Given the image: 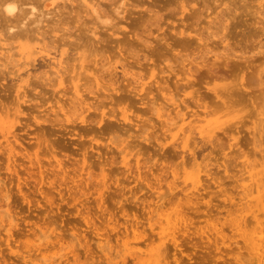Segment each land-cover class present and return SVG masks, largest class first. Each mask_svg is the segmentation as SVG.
Listing matches in <instances>:
<instances>
[{
  "label": "rangeland",
  "instance_id": "obj_1",
  "mask_svg": "<svg viewBox=\"0 0 264 264\" xmlns=\"http://www.w3.org/2000/svg\"><path fill=\"white\" fill-rule=\"evenodd\" d=\"M1 1L4 0H0V46H18L11 52L18 55V51L25 49L29 53V46L44 42L48 51L34 52L32 58L35 62L29 61H33V66L32 62L30 68L26 65L30 75L22 62L28 63L25 60L32 59V54L27 53L25 60L21 54L19 57L14 55L13 59L0 58V126L5 129L9 141L0 131V264H140V257L147 264H254L241 235L248 237L255 230L254 223L249 224V229L246 227L249 219L253 220L251 213L257 208L248 206L252 200V204L255 203L258 193L254 190L246 197L243 187L247 185L251 189L252 180L257 182L264 178V172H261L264 152L254 148L256 144H260V149L264 147V136L261 137L264 132L259 134L264 128L255 130L259 138L254 143L251 121L247 119L244 124L238 123L241 115L236 112L244 107L246 99L238 97L231 107L237 110L226 117L222 116L226 110L211 101L214 103L212 108L220 112H217L218 116L226 120L230 117L229 122L219 119L227 123L213 125L217 114L212 115L209 118L212 125L207 129L213 132V138L205 136L200 140L196 130L192 137H198L201 143L191 137L193 141H189L191 146L188 145L185 158L179 156L183 151L179 137L182 132L179 131L176 142V137H170V132L162 129L165 116L159 118L151 104L141 103L143 97H146L144 102L156 97L170 105V102H164L161 92L158 94L157 87L173 89L176 77L166 65L176 64V68L179 59L170 52L159 59L151 54V50L161 34L171 32L169 28L179 22L171 23L164 15L151 17L145 12L148 7L161 9L166 0H140V3L126 0L123 9V0H94L97 4L94 11L82 0L73 3L8 0L18 6L13 15L4 10ZM262 3L264 0H205L204 10H201L203 4H197L200 7L196 5L195 8L202 7L200 10L204 12L199 15V21L205 27L209 20L206 15L210 13V17L218 15L216 22L226 21L225 24L227 21L239 24L248 18H254L255 22L257 19L261 24L263 19L261 25L256 22L258 28L264 26L263 13L259 11L264 8L260 7ZM31 6L35 7L33 11ZM206 8L208 12L205 13ZM247 12L252 13L246 15ZM250 20L249 23H254ZM238 24L230 26L233 28ZM239 26L242 27L234 28L229 37L234 43L241 38L236 34L244 28L241 24ZM134 31L141 36L140 39L133 37ZM256 35L260 37L259 41H264V34H258L257 30ZM255 36L252 40L257 38ZM212 40L219 42L218 38H212L207 43ZM257 41L254 40L253 45H257ZM235 46L236 51L241 49L239 45ZM235 46L231 47L235 50ZM120 50L126 54V67L131 66L132 74H123L121 64L124 62L118 61ZM202 50V47L197 50L200 51L198 56H203ZM217 50V55L222 57L216 60L215 67V77L219 79L239 81L246 78L247 81L260 60L259 55L257 58L253 56L259 59L254 64L232 57L226 60L234 51L231 49L226 53L220 44ZM49 51L63 62V84L51 74L49 60L43 56ZM204 58L216 59L213 54H206ZM107 59H112L115 64L110 66ZM162 60L166 61L161 67L167 71H160L159 66L156 70L150 69L153 61ZM197 61L200 62L201 58ZM180 68L181 64L176 68L177 79L184 76ZM203 73H194L191 80L204 97L207 90ZM76 75L81 80L74 83L82 84L83 97L86 98V104L82 106L73 100L70 78ZM142 83L144 89L141 90ZM255 83L252 86H256ZM210 98H205L208 104H212ZM123 109L127 110L132 124L127 125L115 118L100 120L103 110L113 111L120 119ZM110 122L117 126L108 128ZM201 124L205 126L206 122ZM162 134L166 136L162 138ZM247 139L250 144L245 143ZM231 143L238 144L230 146ZM190 157L192 161L188 163ZM247 162L252 169L245 167ZM249 170L257 171L255 179L249 177ZM173 171L177 172L175 177L180 178L175 179ZM183 177L184 180L187 178L185 182ZM184 185L188 186L187 191H184ZM159 195L164 199H158ZM160 204H163L162 208L156 212L155 207ZM242 207L245 211L241 216L236 210ZM167 217L173 220L170 225L177 223L174 230L177 232L176 242L171 237L159 240L158 232L173 231L167 229ZM150 223L156 224L152 226ZM150 237L153 238L151 241L156 239L158 242L154 243L155 247L150 244Z\"/></svg>",
  "mask_w": 264,
  "mask_h": 264
},
{
  "label": "bare ground",
  "instance_id": "obj_2",
  "mask_svg": "<svg viewBox=\"0 0 264 264\" xmlns=\"http://www.w3.org/2000/svg\"><path fill=\"white\" fill-rule=\"evenodd\" d=\"M12 1V0H10ZM10 1L8 2V0H4L1 4V6L3 8H5L4 10L9 13L10 15L13 13H15V9H16V6L17 4H12L10 3ZM63 1H69L71 3L74 2V0H63ZM83 3H85L87 6L91 7V9L94 11L96 9V6L97 4L94 2V0H82ZM139 3L141 2L140 0H137ZM200 1H204L205 0H166L165 3L163 4V6L161 7V9H157V10H152L151 8L148 7V9L146 8L145 12L146 13H149V16H154V15H158L160 17H162L163 15L166 17L165 20L167 21H171V23H175L176 20H178V24L176 26L172 25L169 30L171 32H164L163 34H161V38L157 39L156 41V45L153 47V49L151 50V54L154 56V55H157L159 57V59H161L165 54L166 52H170L171 54H173V57L174 58H178L179 60V64H181V68L179 69V71H181L183 73V77L177 79V77L179 76V73L176 71V68L173 66V64L169 63L166 65V68L169 69L171 72H172V75H174V77H176L174 83H173V89H170L167 87V89L163 88L162 86H158L157 87V92L159 94V92L162 93V97L163 100L165 103H168L170 102V105H166L164 103H162V100L160 102L159 99H157L156 97L152 98V99H149L147 101L144 102V100L146 99V97H143L141 98L142 102L141 103H147V104H151V109L154 110L156 112V115L159 117V118H163L165 116L166 119H164V121H162V129L166 128L165 132H170V137H173L175 138L177 135H179V131H181L182 133H180L181 135H179V137L181 136V143H182V147H183V151L182 153L179 155L182 157H186L184 156V154H187V147H189L188 145L191 146V143H189L191 137H192V134H195V131L198 130V135L200 136V140L204 139L205 136H209L207 138H210L212 137V131H209L210 129H207L210 127V125H212V119L209 120L210 117H212V115L214 114H217V112L220 114V112L218 110H216V108H212L214 103H215V106L216 107H222V109H225L226 111H224L225 113H223L222 116H225L226 115H229L230 113L232 112H235L234 110L231 109V107L233 106V103L234 101L239 97V98H244L246 99L247 103L244 105L243 108L241 109H238L236 114L238 115H241L240 116V119L238 121V123H242L244 124V122L247 120L249 121L250 123L253 124V131H252V137L251 139H254V143H257L258 141V133L255 131L257 130H260V128H264V41H262L260 39L259 41V38H258V35L255 36V32L258 30V34H264V26L262 27H258L255 26L256 25V22L258 21V24L261 25L262 24V20L260 21L261 24L259 23V20L256 19V22L254 20V18H252V20H249L254 22V23H249L248 21L242 19V22L244 23H240L239 21V24H238V20H240V18L242 17L241 15L239 16L240 18L236 20L237 23H232V21L230 23H228L229 21H227V24L226 21H223V22H216L215 19L218 17V15H216L215 17H210V13H207L206 15V18L209 19L206 23V27L205 25H202L201 21H199V15L201 16V14L204 12H202L201 10H204L205 9V6H204V2L202 3L203 4V9H198V8H195V6L197 4H201ZM217 1V0H215ZM13 2V1H12ZM14 2H17L14 0ZM124 3H122V8L123 9V6L126 5V0H123ZM199 2V3H198ZM223 2V1H222ZM144 3V2H142ZM141 3V4H142ZM201 4V5H202ZM226 4V3H225ZM144 5V4H143ZM198 6V5H197ZM260 6V5H259ZM264 7V3L261 4L260 7ZM1 7V9H2ZM18 7V6H17ZM200 7V6H198ZM259 7V8H260ZM35 7L34 6H31L30 7V10H34ZM258 9L256 8V11ZM262 10L261 12L264 14V8L263 9H259V11ZM164 12V13H161V12ZM255 11V12H256ZM259 11H257L256 13H258ZM166 12V14H165ZM188 12V13H187ZM208 12V9L206 8L205 10V13ZM120 13V12H119ZM161 13V15H160ZM212 13V12H211ZM244 13V12H243ZM251 14L252 12H247V14ZM261 13V14H262ZM241 14V13H240ZM262 14V16L264 17V15ZM243 15V14H242ZM245 15V16H246ZM260 15V14H259ZM178 16V18H177ZM244 16V15H243ZM244 16V17H245ZM250 16V15H249ZM236 17V16H235ZM234 17V18H235ZM177 18V19H176ZM233 18V19H234ZM238 18V16H237ZM232 19V20H233ZM236 19V18H235ZM244 20V21H243ZM254 20V21H253ZM219 23V24H218ZM235 24H238V26L236 25V27H233L231 28L233 25ZM243 25V29L238 32L236 34V37L240 38V39H236L237 41H235V43L237 44V46L239 45L241 47V49L238 51H236L237 47L235 46L236 44L233 42V41H230L231 39H229V37L231 36V34H233V29L235 28H240L242 26H239V25ZM257 24V25H258ZM232 25V26H230ZM253 25V26H252ZM216 27V28H215ZM231 28V31L228 30V28ZM240 30V29H238ZM227 31V32H226ZM229 31V32H228ZM259 31H261L259 33ZM226 32V33H225ZM235 35V34H234ZM233 35V36H234ZM232 36V37H233ZM253 36L257 37L255 39L252 40ZM262 36V35H260ZM133 37L137 38V39H140L141 36L136 33L135 31L133 32ZM231 37V38H232ZM235 37V38H236ZM212 38H218V41L219 42H216V40H212L211 43H207L208 40H211ZM5 39V38H4ZM2 39V41L4 40ZM234 39V37L232 38V40ZM256 39H258V44L257 45H253V42L255 40L256 42ZM235 40V39H234ZM5 41V40H4ZM7 42V40H6ZM39 41H37L38 43ZM233 42L234 45H231ZM2 43V42H1ZM4 43V42H3ZM40 43V42H39ZM38 43V45H33L30 47L27 48L25 46V48H27L28 50L30 49L31 51H26L25 49H22L21 52L18 51L19 54H21L22 58L27 59L28 57H26V54L28 53L29 55L32 54L31 58L33 57L34 55V52L35 53H38V52H42L43 50H46V43L44 42H41L42 45H40ZM36 44V42H35ZM212 44V45H210ZM222 45V50L225 51L226 53H228V51H230L232 49V51L234 52H230V54H228L227 58H225L226 60H229L230 58L229 57H232V58H235V59H238L239 61L241 60H245L243 62H249V64H254L255 61L256 63H258L256 58V55H259V63L258 65H254L255 67H253V70H251L252 72H250V75L249 76V79L247 78V81H246V78L245 79H241L239 81H228L227 79L223 78V79H219L220 77L216 76L215 77V67H216V60L217 59H221L222 57L217 55L218 54V50H217V46L218 45ZM9 45V44H8ZM213 45H216L214 47H212ZM6 44H2V46H0V58L1 56H6V58L8 59H13V57L15 58L14 55H17L16 54H12V50L16 49L15 47H18V46H7ZM231 46H235V50L233 49V47ZM238 46V47H239ZM20 47V46H19ZM203 48L202 52L204 53L203 56H198V54L200 53V51L197 52V50L199 48ZM249 47H250V50H249ZM14 48V49H13ZM22 48V47H21ZM24 48V47H23ZM248 49V50H247ZM17 50V49H16ZM48 51V50H46ZM31 52V53H30ZM44 52V51H43ZM52 53V52H51ZM49 52H47V54L42 55L45 56L48 60H49V63H50V72L51 74L53 75H56V77L58 78L59 82L61 84L64 83V77H63V74H62V65H63V62L61 60V58L57 55H52ZM120 53V59H118L119 62H124L123 64H121V68H122V72L124 75H128V73H131L129 68H131V66H129V68H127L126 64L125 63L127 60V56L126 54H124L122 52V50L119 51ZM238 53V54H236ZM18 54V55H19ZM39 54V53H38ZM208 55V54H213L214 57H216V59L213 61H209V60H205V55ZM17 55V56H18ZM247 55V56H246ZM251 55V56H250ZM20 56V55H19ZM18 56V57H19ZM253 56H255L256 58H253ZM26 57V58H25ZM148 57V56H147ZM152 57V56H151ZM198 58H201V61L198 62L197 59ZM148 59V58H147ZM149 59H151L149 57ZM148 59V60H149ZM166 59V58H164ZM22 60V59H21ZM30 60H33L32 59H28V60H25V61H28V63H24V61L22 62L24 67H27L30 65V63L32 62V66H33V61L35 62V59L31 62H29ZM252 60V61H251ZM17 61V60H16ZM15 61V62H16ZM117 61V60H116ZM163 61H166V60H162V62H156V61H153V65L150 66V69L152 70H156V67H161ZM177 61V60H176ZM177 61V62H178ZM18 62V61H17ZM21 61L19 64H22ZM107 64H109L110 66L114 65L115 64V61H113L112 59H107ZM252 66V65H251ZM27 67L25 68L26 69V73H29L28 75H30V69H27ZM81 68H84L83 65L80 66ZM30 68V67H28ZM117 68V66L114 67V69ZM255 68V70H254ZM162 70V72H165L167 70H165V67H161L160 71ZM204 72L202 74V78L204 79L203 80V83L206 85V90L207 92H205L206 96H204L205 98H210L211 95H213V100H212V97L210 98V103H212L214 101V103L212 104H208L207 103V100H205V98L203 96L200 95V91H199V88L198 89H195V84L193 80V74L194 73H198V72ZM132 74V73H131ZM139 79V78H138ZM70 80H72L73 82V92H74V98L73 100L76 101V103H78L80 106L86 104V98H84L83 96V93H82V84H79V83H74V81L77 80V82H79L81 80L80 77H78L77 75L74 76V77H71ZM255 80L257 81V83H255ZM95 81L97 84L98 83V78L96 77L95 78ZM158 82V81H156ZM155 82V83H156ZM165 83H167V81H165ZM252 83H255L256 86H252L253 84ZM84 86V85H83ZM144 83H142L140 85L141 87V90L144 89ZM171 87V86H170ZM194 88V89H193ZM116 89V88H114ZM152 90L149 89L148 93L151 94ZM204 95V94H203ZM212 101V102H211ZM192 103V104H191ZM194 108H192L193 106ZM170 106H173L172 109L170 108ZM62 107V106H61ZM170 108V109H169ZM62 109V108H61ZM88 110V109H87ZM187 110V111H185ZM231 110V111H230ZM127 110L123 109L121 110V113H120V119L119 117H117V115L113 114V111L111 113H108V112H105L104 110L101 111V118L100 120L101 121H104L105 120V117L108 118H115V119H118L119 121L125 123V124H132V119L130 116H128V114L126 113ZM175 113L174 115L176 116H172V113ZM8 113V112H7ZM15 113H17L15 111ZM9 114H11L9 112ZM217 114L216 116H214V118H216L214 120V124L213 125H217V123H221L222 119L226 120V118H221L219 117ZM234 114V113H233ZM236 114H234L236 116ZM8 115V114H7ZM167 115V117H166ZM220 115V116H221ZM10 116V115H8ZM230 116V115H229ZM232 116V115H231ZM1 117V116H0ZM130 117V118H129ZM230 117H228L229 119ZM239 118V117H237ZM219 119H221L219 121ZM228 119L226 120L227 122ZM206 122V124H204L205 126H202L203 124H201V122ZM224 121V122H226ZM222 122V123H224ZM226 122V123H227ZM201 124L200 126L197 125V124ZM234 125H236L235 123H233ZM186 125V126H185ZM117 124L113 125V123H109L108 125V128L110 129H113L114 127H116ZM233 126V125H232ZM230 125V127H232ZM237 127V126H236ZM229 128V127H228ZM233 128V127H232ZM231 128V129H232ZM235 128V127H234ZM251 128V129H252ZM230 129V128H229ZM5 129H3L1 126H0V131L2 133V136H4L6 138V134L4 131ZM174 130H177L176 133H173ZM225 130V129H224ZM228 130V129H227ZM234 130V129H232ZM257 130V131H258ZM214 131V130H213ZM164 132V134H165ZM262 132H264V129H262V131L259 132V134H261ZM206 133H211V134H208L206 135ZM226 133V132H225ZM163 135L162 138H164L166 135ZM215 134V133H214ZM257 134V135H256ZM168 136V135H167ZM197 136V135H196ZM214 136V135H213ZM217 136V135H216ZM230 136H233L230 134ZM264 136V134L262 133L261 137ZM3 137V138H4ZM161 138V137H160ZM198 137L195 138L194 136L192 137L193 140H195V142L198 141L199 139ZM213 138V137H212ZM217 138V137H214V139ZM8 138H6V141H7ZM158 139V138H157ZM167 139V138H166ZM177 137H176V142H177ZM191 139L190 142H192L193 140ZM220 139V138H219ZM234 139V137L232 138ZM262 139V138H261ZM264 139V137H263ZM179 140V142H180ZM200 140L198 142H200ZM210 140V139H209ZM249 139L245 140V143L246 141H248ZM160 141V140H159ZM212 141V139H211ZM210 141V142H211ZM263 141V140H262ZM261 141V142H262ZM9 142V141H7ZM215 142V141H214ZM252 142V141H251ZM260 142V141H259ZM201 143V142H200ZM199 143V144H200ZM249 143V141L247 142ZM162 144V143H160ZM193 144V143H192ZM215 144V143H213ZM238 143H234V144H230V146H237ZM250 144V143H249ZM253 144V143H251ZM9 145V144H8ZM203 145V144H202ZM260 144H256L254 145V148L255 149H258L260 153H263L264 151V147L262 149L259 148ZM175 146V144H174ZM177 146H178V143H177ZM194 146V145H193ZM217 146V145H216ZM249 146V145H248ZM262 146V145H261ZM10 147V146H9ZM179 147V146H178ZM181 147V148H182ZM195 147V146H194ZM12 148V147H11ZM180 148V149H181ZM191 148V147H190ZM240 148V147H238ZM195 149V148H194ZM194 149L192 151H194ZM10 151V149H9ZM241 151V150H240ZM195 152V151H194ZM235 152H239V151H235ZM253 152V151H252ZM256 152V151H255ZM190 153L193 154V152L190 151ZM196 153V152H195ZM236 154V153H235ZM238 154V153H237ZM245 154V153H244ZM239 155V154H238ZM261 155V154H260ZM264 155V154H263ZM178 156V157H179ZM189 156V155H188ZM248 158V157H247ZM263 158V157H262ZM261 158V159H262ZM194 159L195 158V155H194ZM189 159H186V161H188ZM247 161H249L248 159H246ZM264 160V158H263ZM262 160V161H263ZM125 161V160H124ZM192 159L190 157V160L188 163H191ZM58 162V160H57ZM244 164V163H243ZM248 164V162L246 163ZM245 164V167H249L250 164H248V166H246ZM264 164V163H263ZM195 165V164H194ZM200 167V166H199ZM244 167V168H245ZM250 167H252L250 165ZM249 169H252L250 168ZM206 171V170H205ZM264 172V167H263V170H261V172ZM174 172V177H175V174L177 172L173 171ZM250 173V176L251 178H254L255 173H253V171L251 172L250 170L248 171ZM262 172V174H263ZM187 173V172H186ZM248 173V174H249ZM259 173V171H258ZM184 174H185V171H184ZM261 174V175H262ZM259 175V174H258ZM182 176V175H181ZM195 176V175H194ZM260 176V175H259ZM264 176V174L262 175V177ZM187 177V176H186ZM201 177V176H200ZM258 177V176H257ZM261 177V178H262ZM177 178H180L179 176ZM175 177V179H177ZM199 178V177H198ZM187 179V178H186ZM186 179L184 180V177H183V182L186 181ZM244 179V178H243ZM255 179V178H254ZM264 179V178H262ZM262 179H258L257 182L253 180L251 181L252 185H249L251 189H248L246 186H244V193L245 196L247 197L249 194H252V192L255 190L258 195L255 193V195H257L256 197V201L255 203L252 204L253 200L251 201V204L248 206L250 209L253 208V207H257L256 209L253 210V212L251 213L252 214V218L253 220L249 219L247 216V219L249 222L247 224V227L249 229V224L251 225L252 223L255 224V230L247 237L244 236V234H242L241 236L244 237V243L246 244V247L247 249L249 250V253L252 254V262L254 264H264V184L262 183ZM264 181V180H263ZM182 182V181H181ZM182 182V183H183ZM256 182V183H255ZM176 183V182H175ZM188 183V182H186ZM185 183V184H186ZM178 184V183H177ZM180 184V183H179ZM189 184V183H188ZM251 184V183H250ZM221 183L218 185L220 186ZM187 186V185H186ZM184 185L183 188H186L184 189V191H187V187ZM252 186V187H251ZM172 187H175L177 188L176 186H172ZM171 188V187H170ZM174 189H171V190H175ZM182 191V189H181ZM254 191V192H255ZM249 192V193H247ZM242 193V192H241ZM172 194V193H170ZM174 194H177L178 193H173ZM176 195V196H177ZM243 195V194H242ZM162 195H159L158 199H164L162 197H160ZM175 196V197H176ZM180 196V195H179ZM244 196V195H243ZM244 196V197H245ZM251 196V195H250ZM164 197V196H163ZM189 197V196H188ZM243 197V198H244ZM173 198V196H172ZM178 198V197H177ZM160 199V200H161ZM170 201H171V198H169ZM189 199V198H188ZM182 200V199H181ZM245 200V199H244ZM170 201H167L170 202ZM173 201V200H172ZM171 201V202H172ZM175 201V199H174ZM190 201V200H189ZM248 201V200H247ZM170 202V203H171ZM186 202V201H185ZM191 202V201H190ZM242 202V201H241ZM245 202V201H244ZM169 203V205H170ZM182 203V202H181ZM189 203V202H188ZM175 204V203H174ZM163 205V204H162ZM162 205L160 204V206L158 207H155V211L157 212V210L159 209V211L161 210L162 208ZM168 204H166L167 206ZM236 205V204H235ZM244 205V203H243ZM165 206V208H166ZM177 206V205H176ZM180 206V205H179ZM182 206V205H181ZM237 206V205H236ZM241 206V205H240ZM170 207V206H169ZM173 207V205H172ZM171 207V208H172ZM244 207V206H243ZM240 208V209H237L236 211L240 212L239 214L242 216V213L245 211L244 208ZM164 208V207H163ZM247 209V207H245ZM168 209V208H167ZM152 212V211H151ZM180 212V211H179ZM182 212V211H181ZM231 214H234L232 211H230ZM229 212V213H230ZM235 212V211H234ZM155 213V212H153ZM184 213V212H183ZM165 214V213H164ZM156 215V214H154ZM171 216V215H170ZM181 216V215H180ZM245 216V215H244ZM240 217V216H239ZM162 218V217H161ZM151 219V217H150ZM153 219V218H152ZM175 219V218H174ZM180 220V218H177ZM187 219V218H186ZM156 220V219H155ZM160 220V219H159ZM158 220V221H159ZM242 220L245 221V217H242ZM161 221V220H160ZM172 218H168L166 219V223L167 225H169L167 227L168 230H173V231H167V230H164V231H161V232H158V235H159V240L162 241L163 239H166L168 237H171L170 239H173L175 242V233L174 230L177 229V223L175 222L174 225H170L172 223ZM186 221V220H185ZM237 221V220H236ZM253 221V222H252ZM151 222V221H149ZM184 222V221H183ZM11 223V222H10ZM13 223V222H12ZM157 223V222H156ZM156 223H150L152 226H154V224ZM247 223V221H246ZM161 224V223H160ZM179 224V223H178ZM183 224V223H182ZM13 225V224H12ZM159 225V224H158ZM162 225V224H161ZM164 225V223H163ZM181 225V224H180ZM253 225V224H252ZM11 226V224L9 225ZM160 226V225H159ZM165 226V225H164ZM186 226V225H184ZM246 226V225H245ZM235 227V226H234ZM243 227V225H242ZM253 227V226H252ZM9 232L11 231V229H9ZM7 230V231H8ZM154 230V228H153ZM185 230V229H184ZM241 230V229H240ZM186 231V230H185ZM127 232V231H126ZM179 232V231H178ZM183 232V231H182ZM139 233V232H138ZM137 233V234H138ZM140 234V233H139ZM141 234H142V231H141ZM9 235V234H8ZM12 235V234H11ZM129 235V234H127ZM178 236V235H177ZM123 237H126L123 236ZM156 238V237H155ZM120 239H123V238H120ZM137 239V238H136ZM153 238H149V240ZM156 239H154V241H149L151 245H156L154 243H158V242H155ZM158 240V238H157ZM158 240V241H159ZM146 241V240H145ZM159 241V242H160ZM168 241V240H167ZM120 242V240H119ZM129 243V242H128ZM127 243V244H128ZM166 243V242H165ZM147 244V243H146ZM149 245V243H148ZM146 245V246H148ZM149 245V246H151ZM180 245V244H179ZM155 247V246H154ZM152 248V247H151ZM125 249V248H124ZM156 249V248H155ZM160 249V248H159ZM240 249V248H239ZM122 251V249H121ZM118 252V251H117ZM116 252V253H117ZM120 252V251H119ZM133 252V251H132ZM131 252V253H132ZM156 251H153V253H155ZM161 252V251H160ZM137 253V252H136ZM144 253V252H142ZM120 253H118L119 255ZM141 254V253H140ZM117 255V254H116ZM138 255V254H137ZM144 255V254H142ZM148 255V254H147ZM141 256V255H139ZM63 257V256H62ZM48 259V257L46 258ZM60 259V258H59ZM143 258L140 257V259L138 260V262L140 264H147L146 262L143 263ZM161 260V259H160ZM163 261V260H161ZM54 262H52L53 264ZM50 264V263H49ZM61 264V263H60ZM124 264V263H123ZM160 264V263H159Z\"/></svg>",
  "mask_w": 264,
  "mask_h": 264
}]
</instances>
